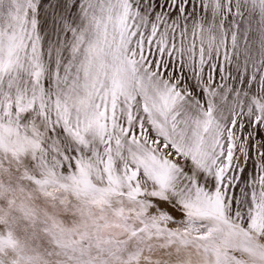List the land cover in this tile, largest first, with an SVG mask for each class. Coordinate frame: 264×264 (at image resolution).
I'll return each instance as SVG.
<instances>
[{"label": "snow or ice", "instance_id": "6c2138e0", "mask_svg": "<svg viewBox=\"0 0 264 264\" xmlns=\"http://www.w3.org/2000/svg\"><path fill=\"white\" fill-rule=\"evenodd\" d=\"M0 264H264V0H0Z\"/></svg>", "mask_w": 264, "mask_h": 264}]
</instances>
